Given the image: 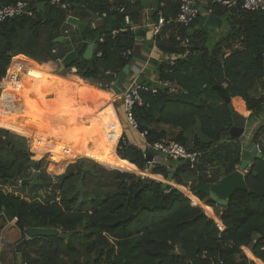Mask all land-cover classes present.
<instances>
[{"label": "trees", "instance_id": "1", "mask_svg": "<svg viewBox=\"0 0 264 264\" xmlns=\"http://www.w3.org/2000/svg\"><path fill=\"white\" fill-rule=\"evenodd\" d=\"M18 1L26 2L30 13L0 23V82L15 56L42 66L77 51L81 43L94 46L92 68L82 58L72 65L74 75L89 85L36 72V86L43 97L54 93L55 83L60 86L56 95L72 92L73 99L61 98L60 109L75 106L74 98L80 103L99 101L131 63L135 40L145 36V29L133 31L130 25L140 21L139 2L61 0L68 5L66 9L49 2L43 12L32 10L35 0L0 3ZM209 8L211 15L224 22L218 33L199 25L204 19L200 13L187 27L175 23L178 3L157 1L152 19L157 23L161 15L166 23L154 42L166 58L151 60L150 65L157 81L170 86H158L155 94L141 93L142 105L134 107V117L136 131L146 133L147 145L173 142L200 155L190 167L172 161L151 167L148 173L166 179L173 172L178 186L215 210L223 230L179 190L170 186L162 190L161 183L149 177L108 169L82 154L70 153L67 146L42 149L33 157L24 137L2 129L1 125L21 129L32 141L39 140L36 131L21 127L27 115L13 121L18 114L13 107L0 118V187L14 186L22 178V189L32 197L26 200L0 189V232L7 224L4 213H8L22 239L27 228L58 233L29 240L19 255L12 250L11 264H191L179 249L194 254L197 264H264V163L253 162L245 175L249 190L236 191L221 213L206 193H196L201 181L216 182L240 163L239 142L222 139L233 127L234 108L214 87H223L229 100L243 101L250 120L264 113V11H244L239 1L231 7ZM69 17L86 25L81 42H55L77 34L66 24ZM178 36L188 38L186 47L177 41ZM69 70L56 75L69 78ZM139 81L152 85L143 78ZM28 96L42 107L38 97L25 94L24 98ZM46 105L58 107L59 102L46 101ZM34 125L41 132L38 123ZM251 143L258 145L264 157V123L253 129ZM44 153L58 161L75 160L58 162L51 172L50 164L40 159ZM144 153L119 142L117 156L126 160L130 170L134 167L129 163L145 170ZM99 156V150L93 149L90 157L97 160ZM35 171L39 184L31 186ZM43 189L45 195L39 193ZM0 262H7L5 256H0Z\"/></svg>", "mask_w": 264, "mask_h": 264}, {"label": "crops", "instance_id": "2", "mask_svg": "<svg viewBox=\"0 0 264 264\" xmlns=\"http://www.w3.org/2000/svg\"><path fill=\"white\" fill-rule=\"evenodd\" d=\"M129 1L132 2V4L139 2L140 8L142 9L140 12L139 23L138 24H130L131 30L135 31L137 29H145V31H146L145 36L143 38H138L135 40V44H134V47L132 49L133 57H132L131 63L129 64V68H130V75L129 76H135L138 79L143 78L144 80H147V81L151 82L152 84H155L158 81H157V77L154 74L153 69L150 65V61L153 60V61L159 62L160 60L166 58V56L163 55L162 52L156 48L155 42H154V37H155L154 36V28L156 26V22L153 21L151 13L154 11V9L156 7L157 0H150L148 2H143L142 0H129ZM0 5H1V3H0ZM195 5H196L198 10L201 8H206L208 6V0H195ZM29 13H30V10H29ZM202 16H204V19H205L207 14H203ZM98 21H100V19L97 18L96 22H98ZM223 24H224V22L222 21V26H223ZM202 26H204V25H202ZM219 30L220 29H215L214 31H215V33H218ZM44 69H45V65L40 66V65L34 64L31 60H29L28 58H26L22 55L15 56L10 61V64L6 70V75L2 79V84H3L4 79L7 80L8 81L7 90L9 92V94L11 96H13L14 98L19 97L18 100L20 101V105H22L23 101H25L27 107L33 111L41 112L43 110V108L45 111L55 110L56 112L60 111V110L67 109V108L60 109V107L62 106L61 98H64V97L61 95H56V92L59 89V87H57L55 84L53 86L54 87L53 88L54 93L48 94L46 98L43 97L39 93L37 86H36V80H37L36 72L40 71V70L43 71ZM15 73L17 74V76L15 77L16 80L14 79L13 84H9V79L11 78V75H15ZM44 75L59 77V78L63 79L64 81L78 80L80 82H83L84 84L89 85V82L80 79L79 77L75 76L74 74H71L69 76V78L68 77H61L59 75L52 74V73H44ZM24 84H26V86L22 88V86ZM100 91H104V90H100ZM25 94L26 95H35L36 97H38L39 102L41 103L43 108L40 106V104L37 102V100L34 99L33 97L28 96V97L24 98ZM106 94H107V91H105L102 98L94 104L88 103V104L81 105L80 101L77 98H74L77 102L75 104V106H77V107H75L74 105H69L68 108L79 109L83 106H87V105L88 106H95V105H97V103L98 104L102 103L103 105L101 108H103V110L105 109L104 110L105 112L109 109L114 111L117 123L115 125H112L111 117L109 115L107 117V115L105 113L102 114V117L101 116L99 117L98 113H100V108H98L92 114L86 115L84 117V119L79 120L77 122V124H80L83 121H87L90 123L89 120H92L96 123L97 127L100 128L99 123L96 122L95 119L97 117V120L99 121V119L104 118L103 128L105 127L108 131L110 129L109 138L111 137V134L115 130H118L119 134H121L120 135L121 140L128 143L129 145L136 147L137 149H141L144 151L147 147V143L145 142V138L142 137L141 134L138 133L136 130H133L128 125H126L124 121H123L124 122L123 124L121 123V121H120V119H119V117L115 111V108H112L113 106H111L109 103H107V101L109 99L105 98ZM56 99L59 102L58 108L56 107V109H53V107L49 108L46 105V101L52 102L53 100H56ZM230 103L232 104V106L234 108L235 114L237 116L241 117L245 121V128H244L242 135L239 137V139H235V140H237V144L239 142V147H240V152H241L242 149L246 148L251 143V135H252L253 129L256 126L264 123V113L261 114L257 119L250 120L249 117H250L251 113L249 111H247V109L244 106L243 101H241L240 99H237V98H233V99H230ZM106 108H107V110H106ZM58 109H60V110H58ZM8 111H11V110L4 111L3 109L0 108V118H1V115L5 114ZM53 114L54 113H52V115ZM107 114H108V112H107ZM52 115H49V117H46V118H48V119L51 118L52 119L51 121L53 124L54 118L52 117ZM30 121L29 120L25 121L21 127L27 126L31 130L36 131L37 134H41V132L38 129H35L34 124H37V122H32V121L30 122ZM54 125H55V122H54ZM1 126H4L3 128L7 129V127L5 125H1ZM68 127L69 126H67V125H61V126L56 125L55 126L56 129L54 128L53 130H51L52 133L50 131V133L47 134L46 136H44L43 139L33 140L31 145H34V146H31V152L33 154L38 153V151H39L38 149L39 148L41 149V144L42 143L45 144L47 140H49L50 142L52 141V144L57 143L58 141L55 142L54 140H55V138L58 139L60 136L62 139H58V140H60L61 142H65V140H66V142H67L64 144V146H67V148L70 147L72 150H75L76 152L85 155L87 153L86 149H87L88 142L90 140V137H88V136L90 134L87 135V134H85V132H83V133L80 132V134H79L80 136H78L75 140L73 139V143H72V142H70V138H67L62 134L64 132L65 128H68ZM7 130L12 131V132L15 131V132L20 133L22 136L29 137L27 134H23L21 129H12V130L7 129ZM102 130L103 129H99V132ZM127 130H128V134L126 132ZM52 138H54V139L52 140ZM257 147H258V145H257ZM258 150H259V147H258ZM87 155H88V153H87ZM114 158H115L116 162L118 161L121 163L120 165L114 164L118 169H119V167H121V165H122V167H125L127 165L126 162H123L126 160L120 159L116 154H115ZM129 164L134 167L132 172L135 171V172L139 173L138 169L135 165H133L131 163H129ZM118 171H120V170H118ZM121 172H125V171H121ZM150 177L153 178V180H155V181L159 180V178L160 179L162 178L161 176H150ZM10 187L11 186H1L0 188L7 189V191H8L7 193H10ZM180 190H184L183 194H185V196L190 199L192 206L199 207L206 216H208L212 219L217 217L216 216L217 214L213 208L204 205V203L201 202L192 193H190L187 188L180 187ZM21 193H23L26 196L25 198L23 197L26 200H30L32 197L31 193H29L26 189H25V192L23 191ZM21 193L19 192L20 196L22 197ZM39 193L41 194V191ZM221 211L222 210H220L218 208V212L221 213ZM21 239H22L21 233L15 227L14 220L11 222V225L4 226L3 230L0 232V256L1 255L5 256V258L7 260V262L5 264H11V261H10L11 260V253H9V250L11 249V252H12V250L14 251V246L18 242H20ZM246 250L247 249H243V251H246ZM253 262L255 263V261H253ZM0 264H3V263L0 262Z\"/></svg>", "mask_w": 264, "mask_h": 264}, {"label": "water", "instance_id": "3", "mask_svg": "<svg viewBox=\"0 0 264 264\" xmlns=\"http://www.w3.org/2000/svg\"><path fill=\"white\" fill-rule=\"evenodd\" d=\"M77 2L78 0H74ZM143 2H148L150 0H142ZM50 2V0H35V5L32 7V10H39L40 12L44 11L45 6ZM30 10V9H29ZM199 13L201 15L206 14V8L199 9ZM66 24L74 27L77 30V34L65 37V38H57L55 42H64V43H78L82 40V34L86 28L85 24L79 23L74 18H67ZM199 25H204L208 30L214 31L215 29H220L222 26V20L213 15H207L203 21L199 22ZM94 46L87 43H81L79 49L77 51H71L66 54L60 61H48L45 65L50 68V73L57 74L61 73L65 69H70L73 63L82 58L87 61L88 67L92 68V55H93ZM130 75L129 65H126L122 71L117 75L115 82L111 86L109 92L113 93L116 96L121 94L122 88L125 85L127 78ZM1 88V87H0ZM218 92L220 97L225 101V103H229L230 100L225 94V90L223 87L216 86L214 87ZM116 111V110H115ZM245 128V121L237 116L233 115V127L230 129L228 133H225L222 139L230 140V139H239L242 135ZM256 160H261L264 163V157L261 152L258 150V147L255 143H250L246 148L241 150L240 153V163L235 167V170L218 179L216 182H204L201 181L196 189V193H206L207 199L210 200L216 207L222 210L227 206L231 196L236 191H248V187L245 182V175L248 169L252 166L253 162ZM144 161H145V171H148L151 167L160 166L165 164L166 162H177L182 163L183 165L190 167L189 159L178 158L173 160L171 157H163L158 154L151 147H146L144 153ZM128 173V172H125ZM38 172H33L31 186L39 184L38 182ZM145 177V175H143ZM147 177V176H146ZM174 185L178 186L177 182L174 179V173L170 172L164 183H161V189L165 190L168 186ZM202 211V210H201ZM7 223H11L12 219L8 215V213H4ZM220 220V219H219ZM58 231L56 229H48V228H27L24 231V238L18 242L14 246V251L16 254H21L25 244L37 237H54L56 236ZM179 254H183L186 258L191 261V264H197L195 260V255L192 253L184 252L182 249L178 250Z\"/></svg>", "mask_w": 264, "mask_h": 264}, {"label": "built area", "instance_id": "4", "mask_svg": "<svg viewBox=\"0 0 264 264\" xmlns=\"http://www.w3.org/2000/svg\"><path fill=\"white\" fill-rule=\"evenodd\" d=\"M157 1H161V2L176 1L179 5V10H178V14L175 19V23L185 26V27L192 24L196 20L198 13H199V10L197 9L195 5V0H157ZM238 1L240 2L241 9L244 11H247V12L264 11V0H208V6L206 7V14L207 15L212 14V9L209 8V6L211 5H221L224 7H231L235 5ZM50 3L54 6H59L62 9H66L68 7L67 4H62L61 0H50ZM28 14H29V6L24 1H18L11 5H0V23L6 20H9V19H14V18L21 17V16L28 15ZM165 23H166L165 20L162 18L161 15H159L158 21L154 28V36H156L159 33L161 26H163ZM65 33H67V31ZM177 41H179L180 45L183 47H186L188 44V38H181L180 36H178ZM130 54L131 52L127 53L128 56ZM60 60H57V61H60ZM173 60L174 59H172V61L170 62L171 66L174 64ZM69 71L71 74H75L76 72L75 68L73 67H71ZM16 76H17L16 73L15 75H11V78L9 79V84L14 83V79L16 80L15 78ZM0 86H1L0 100H1V97L7 96L4 99V102H5L4 105L1 106L0 108L6 111L9 109L10 104L12 102H15V99L18 100L19 97L14 98L10 94H6V93L3 94L4 91L6 92L8 90L7 88L6 89L3 88V84L1 82H0ZM158 86L169 87L170 84L156 82L155 84H152L149 86V85L140 83L139 79L135 76H129L127 78L125 85L122 88L120 96L123 102V115H124L125 122L133 130H137V123L134 117V107L136 105H140V106L142 105L140 94L143 92L155 94L158 90ZM145 135H146L145 132L141 134L142 137H144ZM120 141H121V136L118 140V143ZM147 147H151L161 156L171 157L173 160H176L178 158L189 159L191 165L197 164L199 160V156H200L198 153L187 152L181 145L173 143V142H164V141L156 142L152 145H147ZM20 187H22V178H19L17 183L14 186H11L10 188L12 190L13 188H20ZM170 187L176 188L177 190L180 191V186L170 185ZM213 220L216 224L217 229L219 231H222L223 226L220 220L216 218H213Z\"/></svg>", "mask_w": 264, "mask_h": 264}, {"label": "bare ground", "instance_id": "5", "mask_svg": "<svg viewBox=\"0 0 264 264\" xmlns=\"http://www.w3.org/2000/svg\"><path fill=\"white\" fill-rule=\"evenodd\" d=\"M44 73H50V68L45 65V69L43 71H40L38 74L39 76L44 75ZM8 86V81L4 79L3 81V87L4 89H6ZM9 94L8 91H4L3 94ZM110 94L107 92L105 98L106 99H110ZM7 96H3L1 97L0 100V107L4 105V99ZM13 97V96H12ZM102 103H97V105L95 106H83L79 109H71V108H67L65 110H60L57 111L56 113H54L52 115L53 119V124L51 121V118H49L47 121L42 120L43 119V115H50L48 112L52 111H45L42 110L41 112H36L31 110L30 108L27 107L26 103L23 101V104L20 105V101L15 99V102H12L10 104L9 109H12L13 107L16 108L18 110L17 116L14 117V121H18L20 118H22V116L25 114L27 115L30 119L36 121L41 129V134L38 136V139H43L44 136H46L47 134L50 133L51 130H53L55 128L56 125H69L68 128H66L63 132V135L67 138H73V135H78L80 132H85V134H90L88 137H90V140L88 142L87 145V153H89L93 148L98 149L101 152L102 155V160H106L108 162H110V164H116V165H120V162H116L115 161V149L118 143V140L120 138V134L118 130H115L112 134L111 137L109 138V133H110V129L109 131L103 126H104V118L99 119V121L97 120V117L95 119L96 122L99 123L100 128L97 127L96 123L92 120H89V122L87 121H83L80 124H77V122L81 119H84V117L86 115H90L92 114L96 109L100 108V113L99 117H102V114H106L107 117L108 115L111 117V123L112 125H115L117 123L116 120V116L114 114L113 110H107L106 108V112L103 110L102 107ZM106 105V104H105ZM108 112V114H107ZM43 116V117H42ZM55 122V125H54ZM71 124V125H70ZM75 126V127H73ZM80 128V129H79ZM99 129H103L102 131L99 132ZM106 136V137H105ZM93 137V138H92ZM118 137L117 141L116 138ZM109 138V139H108ZM116 141V143H115ZM46 145H50V142L45 143ZM45 145V146H46Z\"/></svg>", "mask_w": 264, "mask_h": 264}, {"label": "rangeland", "instance_id": "6", "mask_svg": "<svg viewBox=\"0 0 264 264\" xmlns=\"http://www.w3.org/2000/svg\"><path fill=\"white\" fill-rule=\"evenodd\" d=\"M1 83H2V81H1ZM55 85L57 86V87H60L57 83H55ZM1 87V86H0ZM110 90V89H109ZM109 90L107 91L111 96H110V99L107 101V103H109L111 106H113L112 108H115V110H116V113H117V115H118V117H119V119H120V121H121V123L123 124L124 122H125V119H123L124 118V115H123V102H122V98H121V96L119 95V96H116V95H114L113 93H111V92H109ZM1 91V90H0ZM60 95H63V97L64 98H68V99H71V98H73V96H72V92L70 91V93L68 94L67 93V91H65V93H64V91H62V94H60ZM72 96V97H71ZM25 102V101H24ZM26 103V102H25ZM81 105H84V104H88V103H80ZM89 104H94V103H89ZM75 107H77V106H75ZM58 108V107H57ZM53 109H56V107H53ZM65 109V108H64ZM44 110V109H43ZM56 111L55 110H52V111H49L48 113L51 115L52 113H55ZM19 114V113H18ZM44 116V117H43ZM42 117H43V119L42 120H44V121H47L48 120V118H46V117H49V115H43ZM26 120H30V118H27ZM52 120V119H51ZM13 121H14V119H13ZM124 121V122H123ZM14 122H16V121H14ZM125 124L127 125V123L125 122ZM71 125V124H70ZM67 126H69V125H67ZM73 127H75V126H73ZM2 129H5V128H2ZM56 129V128H55ZM66 129V128H65ZM80 129V128H79ZM5 130H7V129H5ZM9 131V130H8ZM9 132H11V133H13V134H16V135H18V136H21V137H24L26 140H27V144H28V147H29V151H30V153L33 155V153L31 152V146H34V145H31L32 144V140H31V138H29V137H25V136H22L20 133H18V132H15V131H9ZM127 132V134H128V130L126 131ZM51 133H52V131H51ZM63 134V133H62ZM80 134V133H79ZM73 135L72 137L73 138H70V142H72L73 143V139L75 140L78 136H80V135ZM121 135V134H120ZM50 137V136H49ZM53 137V136H52ZM54 139V138H53ZM57 138H55V142L56 141H58L57 143H55V144H52V141L50 142L49 140H47V143L48 142H50V145L48 146V145H46V144H41V149L39 148L38 150L39 151H41L42 149H46V148H48V149H51V150H60L61 148H63L64 147V144L65 143H67L66 142V140H65V142H61L60 140H58V139H62L60 136H59V138L56 140ZM117 139H118V137L116 138V141H117ZM116 141H115V143H116ZM122 141V140H121ZM69 142V143H70ZM71 144V143H70ZM44 145H46V146H44ZM70 146V145H69ZM118 146H119V143H118ZM118 146H116V149H115V154L117 155V149H118ZM94 149V148H93ZM92 149V150H93ZM37 150V151H38ZM69 152L71 153V152H76L75 150H72L70 147H69ZM92 150H91V152L90 153H88V155H87V153L84 155V154H82V155H84V156H86V159H89V160H91V161H93V162H98V163H101L102 164V166H104V167H106V168H108V169H112V168H114V169H117V170H120V172L121 171H124L125 170V172H128V173H131V174H134V175H141V176H143V175H145V177L147 176V177H149V178H151L150 176H153V175H150L149 173H148V171H140V170H138V172L139 173H137V172H135V171H133L132 172V170H130L127 166H125V167H122V165H121V167H119V169L114 165V164H110V162H108V161H106V160H102L101 158H102V155H101V152H100V156H99V158L97 159V160H95L94 158H92V157H90V155H91V153H92ZM38 151V152H39ZM78 153V152H77ZM79 154H81V153H79ZM33 157H34V155H33ZM80 158H85V157H79V158H77V159H80ZM40 159H42L43 161H45V162H47V163H49L50 164V167H49V169H50V171L52 172V171H54V166L56 165V164H58V162H62V161H64L65 163H70V162H72V161H74V160H61V161H58L57 159H54V157H52V155L50 154V153H44L43 155H42V157L40 158ZM97 163V164H98ZM124 172V173H125ZM142 173V174H141ZM151 179H153V178H151ZM156 181H158V182H160V183H164L165 182V178H159V180H156ZM172 186V185H171ZM2 191H5L6 193L8 192L7 191V189H4V188H0ZM10 190H11V188H10ZM189 190V189H188ZM25 192V189H22V187H20V188H13L11 191H10V193H12V194H14V195H18L19 194V192L21 193V192ZM46 191L47 190H41V194H46ZM180 191H182V193L184 192V190H180ZM190 192V191H189ZM191 193V192H190ZM22 194V197H26L23 193H21ZM216 219H218L217 217H216ZM6 225H11V223H7ZM5 225V226H6ZM9 253H11V249L9 250ZM244 253H245V255H246V251H244ZM247 256V255H246Z\"/></svg>", "mask_w": 264, "mask_h": 264}]
</instances>
